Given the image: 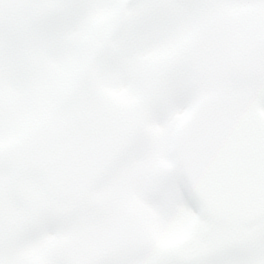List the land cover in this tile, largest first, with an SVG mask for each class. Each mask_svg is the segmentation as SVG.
Masks as SVG:
<instances>
[{"label": "snow or ice", "instance_id": "snow-or-ice-1", "mask_svg": "<svg viewBox=\"0 0 264 264\" xmlns=\"http://www.w3.org/2000/svg\"><path fill=\"white\" fill-rule=\"evenodd\" d=\"M0 264H264V0H0Z\"/></svg>", "mask_w": 264, "mask_h": 264}]
</instances>
